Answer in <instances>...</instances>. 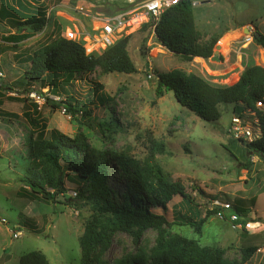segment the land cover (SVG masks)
<instances>
[{
	"label": "rangeland",
	"instance_id": "1",
	"mask_svg": "<svg viewBox=\"0 0 264 264\" xmlns=\"http://www.w3.org/2000/svg\"><path fill=\"white\" fill-rule=\"evenodd\" d=\"M22 1L53 3L51 0ZM129 1L68 0L59 8L72 14L71 17L62 15L73 23L64 19L58 22L54 15L58 9H55L46 16V25L41 30L17 43L2 37L30 32V27L14 28L0 19V264H19L20 256L31 250L42 252L49 264H81L79 238L95 210L92 200L77 195L79 184L72 179L64 181V201L23 195L26 187L21 194L26 139L32 130L33 135L38 130L24 112L28 105L31 113L35 101L39 122L46 125V136L53 130L70 137L83 133L89 145L106 158L110 152H124L145 161L154 154L169 179L180 181L192 198L189 201L175 195L165 210L152 208L153 212L164 214L170 233L196 239L201 245L223 247L230 259H239L242 247L257 245L242 264H264V159L244 154L240 151L244 145L227 134L234 105H219L218 121H204L181 106L172 91L157 96L154 72L181 69L214 85H231L246 64L264 67V49L254 41L256 35H264V0H192L201 42L210 36L218 38L213 49L214 55L219 45L216 59L211 55L206 59L184 60L161 45L149 28L141 26L127 35L126 49L134 72L106 73L96 67L91 72L75 73L70 86L59 87L60 97L53 94L59 99L44 94L49 88L42 80L32 82L45 96L40 101L28 97L23 86L15 85L24 71L26 54L63 34L67 26L76 25L81 29L100 26L95 22L97 17L114 14L129 5ZM132 1L134 5L140 2ZM11 4L16 6V0ZM102 51L90 54L98 55ZM149 64L153 71L151 78L145 71ZM71 92L84 101L86 110H90L89 116L78 113L71 117L67 111L62 113L64 97ZM97 95L104 97L103 104ZM34 118L39 119L36 114ZM247 159L250 165L245 168L242 165ZM115 166L112 160L108 161L111 186L120 193L122 180L114 171ZM236 197L256 199L250 214L242 217L243 221L257 220L248 227L251 232L216 212L206 214L215 208L214 201L232 204ZM21 217L25 222L20 221ZM202 219L199 230L189 223ZM26 222H33L36 229ZM14 233L17 237H13ZM155 237L156 231L151 228L142 231L137 239L129 232L116 231L101 255L100 264H116L128 253L148 250L154 245Z\"/></svg>",
	"mask_w": 264,
	"mask_h": 264
},
{
	"label": "trees",
	"instance_id": "2",
	"mask_svg": "<svg viewBox=\"0 0 264 264\" xmlns=\"http://www.w3.org/2000/svg\"><path fill=\"white\" fill-rule=\"evenodd\" d=\"M22 2L16 0L15 6L0 0V19L8 21L14 28L28 25L31 30L3 36L4 40L20 42L46 25L44 8L35 9L30 2ZM149 25L151 22L142 26L149 28ZM154 33L161 45L184 60H191L195 56L204 59L210 57L218 40L217 37L210 36L207 41L201 42V33L195 24L192 0H181L166 8L155 24ZM127 41L128 36L121 37L96 55L87 54L80 42L58 34L48 43L24 56V71L15 80V85L23 86L28 94L34 88L32 82L42 80L44 86L49 85L51 94L59 96V87L70 86L75 73L91 72L96 67L106 73L134 72V64L126 49ZM254 41L264 49V35H256ZM154 72L157 96L172 91L181 106L207 122L218 121L221 104L234 105L232 114H241L246 108L254 109L255 102L264 95V67L260 65L246 64L238 80L231 85H214L199 75L181 69ZM58 78L61 80L58 81ZM97 97L103 104L104 97ZM64 98L62 106L71 117L78 113L80 116L90 115L84 101L78 99L75 93H67ZM33 106L34 109L30 113L26 105L24 114L30 124L38 130L35 135L32 130L26 139V162L23 176L20 178L24 187L20 192L22 194L26 187L23 195H40L42 200L57 199L65 192V179L75 180L79 184L77 195L92 200L95 205V210L79 238L81 264H100L101 255L108 249L116 231L129 232L137 239L142 231L149 228L156 231L154 245L148 250L138 249L135 253H128L116 264H242L258 248L257 245L242 247L240 258L230 259L225 256L226 249L223 247L201 245L196 239L170 233L164 214L153 212L152 208L165 210L167 203L175 195L189 201L192 198L180 181L169 179L161 165L155 161L154 154L151 159L145 161L124 152H110L106 158L101 157L102 155L89 145L83 133L79 132L70 137L53 130L46 136V125L39 122L37 105L34 103ZM35 114L39 119L34 118ZM257 115L261 135L243 144L244 147L240 148V151L264 159V111H257ZM99 125L102 126V123ZM109 160L116 165L114 171L122 180L123 190L120 193L111 186ZM246 161L242 166L250 165L249 160ZM69 199L66 197V200ZM255 202V197H236L232 200L233 210L241 218L246 217ZM217 211L218 207L215 206L206 214ZM20 221L25 222V219L21 217ZM203 221L204 219L193 220L189 223L199 230ZM246 221H243V229L251 232L252 229L244 225ZM26 223L36 229L33 222ZM19 264L49 262L42 252L31 250L20 256Z\"/></svg>",
	"mask_w": 264,
	"mask_h": 264
},
{
	"label": "built area",
	"instance_id": "3",
	"mask_svg": "<svg viewBox=\"0 0 264 264\" xmlns=\"http://www.w3.org/2000/svg\"><path fill=\"white\" fill-rule=\"evenodd\" d=\"M181 0H140L139 3L134 5V1L130 0L129 5L125 8L119 9L114 14H108L106 16L97 17L95 22H99L100 26L94 28V26L81 29L77 26H69L64 29L62 36L66 39L80 42L87 54L92 51H102L111 46L119 38L127 36L130 32L140 28L142 24L148 21H152L151 31L155 26L161 13L168 7L179 3ZM147 76L152 77L153 71L151 65L145 69ZM50 88L49 85H46ZM44 94L50 96L53 99H59L49 92V89ZM47 96V97H48ZM28 97L34 101H40L45 99V96L38 92L35 88L28 93ZM37 104V102L35 101ZM63 105V104H62ZM61 105L62 113H65V107ZM257 111H264V95L255 102L254 109L246 108L243 113H233L230 117L228 126L226 128L227 134L234 140L241 141L243 143H249L261 135V128L259 124V117ZM213 204L218 207L216 212L221 218L226 217L233 223L241 217L233 210V206L230 202L214 201ZM251 221H246L244 225L249 227ZM241 226V223L237 224ZM13 237H17V234H13Z\"/></svg>",
	"mask_w": 264,
	"mask_h": 264
},
{
	"label": "crops",
	"instance_id": "4",
	"mask_svg": "<svg viewBox=\"0 0 264 264\" xmlns=\"http://www.w3.org/2000/svg\"><path fill=\"white\" fill-rule=\"evenodd\" d=\"M41 2H43V0H40ZM51 1H53V3L51 4H48V2L47 3H39V2H33L36 6H34L35 7V9H37L38 7H44V11H46V16H48V14H50L49 12L50 11H54L55 9H58L57 11H54V15H56V17H57V21L58 22H60V19H64V20H66V21H68V23H73L72 21H71V19L70 18H68V17H71L72 16V14H70V13H65L64 12V9H60L59 7H61L60 5H63V4H65L66 2H68V0H51ZM10 2L12 3V0H10ZM27 2H30V1H27ZM31 4H33L32 3V1L30 2ZM30 4V5H31ZM37 4H39V5H37ZM40 4H44V5H40ZM12 5V4H11ZM128 6V5H127ZM78 9V8H77ZM79 10H81V9H79ZM194 13V12H193ZM62 14H67V16L68 17H66V16H64V15H62ZM74 18V17H73ZM194 18H196L195 17V14H194ZM53 26V25H52ZM76 26V25H75ZM67 27H69V26H67ZM66 28V27H65ZM222 44L224 45V41L222 42ZM195 57H198V56H195ZM199 58H201V57H199ZM203 59V58H202ZM254 223H256V222H254Z\"/></svg>",
	"mask_w": 264,
	"mask_h": 264
},
{
	"label": "water",
	"instance_id": "5",
	"mask_svg": "<svg viewBox=\"0 0 264 264\" xmlns=\"http://www.w3.org/2000/svg\"><path fill=\"white\" fill-rule=\"evenodd\" d=\"M155 36V35H154ZM219 47V45L216 46V50L214 51V55L212 56V58L216 59L217 58V48ZM57 200L59 201H64L65 200V197L64 196H59L57 198Z\"/></svg>",
	"mask_w": 264,
	"mask_h": 264
},
{
	"label": "clouds",
	"instance_id": "6",
	"mask_svg": "<svg viewBox=\"0 0 264 264\" xmlns=\"http://www.w3.org/2000/svg\"><path fill=\"white\" fill-rule=\"evenodd\" d=\"M127 7V6H126ZM159 19V18H158ZM148 22H151V25H152V21H148ZM145 23H147V22H145ZM156 24V23H155ZM143 25V24H142ZM151 25H149V30L151 29ZM155 27V26H154ZM151 31V30H150ZM151 32H153V36L155 35V33H154V28H153V31H151ZM61 35H62V33H61ZM125 37V36H124ZM155 37V36H154ZM156 77V76H155ZM237 141V140H236ZM240 143H242V144H245V143H243V142H241L240 141ZM227 219V218H226ZM240 221H243L242 220V218L239 220V222L238 223H240ZM251 223H254V221H251ZM241 225H242V223H241Z\"/></svg>",
	"mask_w": 264,
	"mask_h": 264
}]
</instances>
